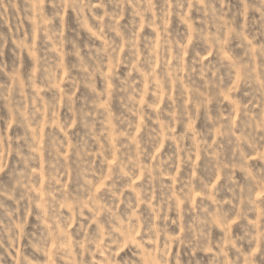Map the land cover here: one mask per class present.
<instances>
[{
	"label": "clouds",
	"instance_id": "1",
	"mask_svg": "<svg viewBox=\"0 0 264 264\" xmlns=\"http://www.w3.org/2000/svg\"><path fill=\"white\" fill-rule=\"evenodd\" d=\"M0 264H264V0H0Z\"/></svg>",
	"mask_w": 264,
	"mask_h": 264
}]
</instances>
